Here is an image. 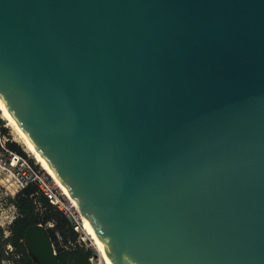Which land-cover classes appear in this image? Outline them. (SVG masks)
Returning a JSON list of instances; mask_svg holds the SVG:
<instances>
[{"label": "water", "instance_id": "water-1", "mask_svg": "<svg viewBox=\"0 0 264 264\" xmlns=\"http://www.w3.org/2000/svg\"><path fill=\"white\" fill-rule=\"evenodd\" d=\"M0 97L112 264H264V0H0Z\"/></svg>", "mask_w": 264, "mask_h": 264}, {"label": "trees", "instance_id": "trees-1", "mask_svg": "<svg viewBox=\"0 0 264 264\" xmlns=\"http://www.w3.org/2000/svg\"><path fill=\"white\" fill-rule=\"evenodd\" d=\"M9 145L23 153L15 142H11ZM35 190V186H29L10 198V202L16 208L17 215L7 226L8 235L5 236L3 228L0 227V261L3 257L9 256L5 250V246L9 244L12 248L11 254H18L23 264H39L27 252L23 237L28 227L42 224L47 226L58 259L62 264H91L89 257L93 248L76 242L79 233L74 230L72 222L42 195H38L37 199L43 206V212L41 214L37 212L33 197L30 196ZM60 242L63 243V246H58ZM70 243L75 244L71 246Z\"/></svg>", "mask_w": 264, "mask_h": 264}, {"label": "built area", "instance_id": "built-area-1", "mask_svg": "<svg viewBox=\"0 0 264 264\" xmlns=\"http://www.w3.org/2000/svg\"><path fill=\"white\" fill-rule=\"evenodd\" d=\"M3 119L0 110V203L6 197L13 198L19 191L29 186H35L36 190L30 196L33 197L37 212L40 214L43 212V206L37 199L38 195H42L72 222L74 230L79 233L76 242L84 243L86 247L93 248L89 257L91 264H105L98 250H95L93 245L88 246L85 243L87 234L84 232L80 214L52 176L36 160L34 161L30 154L20 153L10 147L11 140L8 134L4 132L7 125ZM12 208L15 214L8 220V225L17 215L13 204ZM75 243H70V245L74 246Z\"/></svg>", "mask_w": 264, "mask_h": 264}, {"label": "bare ground", "instance_id": "bare-ground-1", "mask_svg": "<svg viewBox=\"0 0 264 264\" xmlns=\"http://www.w3.org/2000/svg\"><path fill=\"white\" fill-rule=\"evenodd\" d=\"M0 110H1V112L3 111L2 116L4 113V116H5V119L7 120L8 125L11 126L15 130V132L17 133L20 143H22L30 151V153L43 164L44 167L35 159L42 166L43 169L45 168L44 170L52 176V178L57 183V185L62 189L64 194L67 195L68 198L73 202V204L75 205V208L77 209V211L80 214V217L82 220V226H83L85 232L87 233V235H89V237L92 239V241L95 243V245L98 246L99 254L102 257L105 264H112L110 261L108 252H107L102 240L100 239L99 235L95 231L92 224L89 222L87 216L84 214L82 209L79 207L78 203L73 198V196L71 195L68 188L58 178V176L53 172V170L50 168V166L44 160L42 155L35 148V146L31 142V140L25 134V132L23 131V129L21 128V126L19 125V123L17 122V120L15 119V117L13 116V114L11 113L9 108L6 106V104L4 103V101L2 100L1 97H0Z\"/></svg>", "mask_w": 264, "mask_h": 264}, {"label": "rangeland", "instance_id": "rangeland-1", "mask_svg": "<svg viewBox=\"0 0 264 264\" xmlns=\"http://www.w3.org/2000/svg\"><path fill=\"white\" fill-rule=\"evenodd\" d=\"M3 117H4L3 121L7 125V127H5V133L8 134V137L11 140V142H15L17 145H19L22 152H24V153L26 152V153L30 154V156H32L33 160L35 161L36 158L30 153V151L22 143H20L19 137H18L17 133L15 132V130L11 126L8 125L7 120L5 119L4 113H3ZM36 160L43 166V164L38 159H36ZM10 198L11 197H6L0 203V227L3 228L5 236L8 235V231H7L8 223L7 222L15 214L14 209L12 208V203L10 202ZM85 243L88 246L93 245L95 250L96 249L98 250V246L95 245V243L92 241V239L89 237V235H86ZM59 245L63 246V243L60 242L58 244V246ZM11 249L12 248L9 244H7L5 246V250H7L9 256L3 257L2 260L0 261V264H23V261L18 254H11V252H10Z\"/></svg>", "mask_w": 264, "mask_h": 264}]
</instances>
